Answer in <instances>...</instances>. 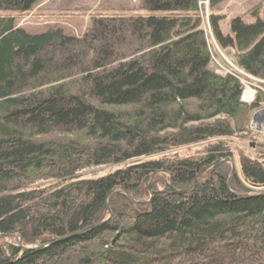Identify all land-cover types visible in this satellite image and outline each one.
I'll use <instances>...</instances> for the list:
<instances>
[{
	"label": "trees",
	"instance_id": "16d2710c",
	"mask_svg": "<svg viewBox=\"0 0 264 264\" xmlns=\"http://www.w3.org/2000/svg\"><path fill=\"white\" fill-rule=\"evenodd\" d=\"M39 1L0 0V264H264V21L141 0L80 37L17 28ZM200 2L249 104L209 69Z\"/></svg>",
	"mask_w": 264,
	"mask_h": 264
},
{
	"label": "rangeland",
	"instance_id": "374dc122",
	"mask_svg": "<svg viewBox=\"0 0 264 264\" xmlns=\"http://www.w3.org/2000/svg\"><path fill=\"white\" fill-rule=\"evenodd\" d=\"M200 4L205 5L203 2H200ZM137 13L141 14V16L148 15V11L143 8L141 0H40L28 13L17 19L15 24L17 28L33 34L45 32L48 27H59L68 36L80 37L91 26L92 18L100 15L132 16ZM211 13L222 19L219 25L221 31L227 34L229 33L228 23L233 18L240 17L246 24H252L257 19L264 21V0H225L210 11ZM208 14L209 12L205 8L202 22V27L204 28H200V30L206 35L205 37L210 47V55L221 64L220 71L223 74L232 75L236 80L237 74L242 77L241 84L243 85L247 78L236 71L234 73L218 53L220 52L226 60L234 65V59L232 58L234 51L232 50V53L231 50L220 49L214 40L210 38ZM214 64L212 61L209 64V69L213 72L216 68L218 69V65ZM254 84L257 86L258 80L255 79ZM250 130L256 135V140L262 141L264 137V114L260 110L254 114ZM236 144V141L228 143L230 147H235ZM248 150L254 151V148L248 146ZM227 161L232 160L228 159ZM234 166L235 168L237 167L236 163ZM111 170L109 168L87 170L80 173L79 177L93 178V176H101ZM6 242L9 243L10 241L6 239Z\"/></svg>",
	"mask_w": 264,
	"mask_h": 264
},
{
	"label": "built area",
	"instance_id": "2783aa9c",
	"mask_svg": "<svg viewBox=\"0 0 264 264\" xmlns=\"http://www.w3.org/2000/svg\"><path fill=\"white\" fill-rule=\"evenodd\" d=\"M205 4V3H204ZM202 25H203V23H202ZM202 25H201V27L200 28H204V27H202ZM208 29V28H207ZM208 31L210 32V29H208ZM210 34H211V32H210ZM206 36V35H205ZM211 39H212V35H211V37H210ZM218 48V47H217ZM217 50V49H216ZM218 50L220 51V49L218 48ZM218 52V51H217ZM231 52H232V50H231ZM219 54H220V56L223 58V61L227 64V66L235 73V71L236 72H238L240 75H242V76H244L245 78H247V80H245V82H244V84L242 85V91H241V94H240V102H243V103H250V102H252L253 101V99H254V96H255V89H256V86H255V84H254V82H255V79L254 78H252V77H249L246 73H244L242 70H240L239 68H237L235 65H233L230 61H228V60H226L224 57H223V55L220 53V52H218ZM233 53V52H232ZM211 61H212V63L214 64V63H216L217 65H218V69L216 68L215 70H214V72L216 73V74H223L221 71H220V66H221V64L218 62V61H216L213 57H211ZM215 65V64H214ZM236 77H238V78H242V77H240V76H238L237 74H236Z\"/></svg>",
	"mask_w": 264,
	"mask_h": 264
},
{
	"label": "water",
	"instance_id": "95a60500",
	"mask_svg": "<svg viewBox=\"0 0 264 264\" xmlns=\"http://www.w3.org/2000/svg\"><path fill=\"white\" fill-rule=\"evenodd\" d=\"M262 113H264V110L261 111ZM254 118V117H253ZM226 162H229L230 163V166H231V177L227 183V186L230 184V181H231V178L234 176L235 174V166H234V163L232 161H226ZM189 191H186V193H188ZM247 197V196H246Z\"/></svg>",
	"mask_w": 264,
	"mask_h": 264
},
{
	"label": "bare ground",
	"instance_id": "6f19581e",
	"mask_svg": "<svg viewBox=\"0 0 264 264\" xmlns=\"http://www.w3.org/2000/svg\"><path fill=\"white\" fill-rule=\"evenodd\" d=\"M239 81H240V83H241V78H239ZM20 241L18 240V243H19ZM23 249H25V248H23Z\"/></svg>",
	"mask_w": 264,
	"mask_h": 264
}]
</instances>
